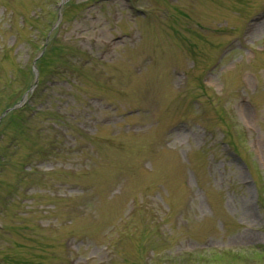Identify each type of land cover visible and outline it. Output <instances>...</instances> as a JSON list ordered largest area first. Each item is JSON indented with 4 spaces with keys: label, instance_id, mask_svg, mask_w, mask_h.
<instances>
[{
    "label": "rangeland",
    "instance_id": "rangeland-1",
    "mask_svg": "<svg viewBox=\"0 0 264 264\" xmlns=\"http://www.w3.org/2000/svg\"><path fill=\"white\" fill-rule=\"evenodd\" d=\"M65 1L0 0V264H264V0Z\"/></svg>",
    "mask_w": 264,
    "mask_h": 264
},
{
    "label": "trees",
    "instance_id": "trees-1",
    "mask_svg": "<svg viewBox=\"0 0 264 264\" xmlns=\"http://www.w3.org/2000/svg\"><path fill=\"white\" fill-rule=\"evenodd\" d=\"M53 29V25L49 24V26L47 27L46 31L48 32L46 34V38L48 39L49 35L54 34V32H52ZM50 36V37H51ZM50 51H54V47L51 46ZM50 53V52H49ZM46 54V53H45ZM45 57L44 54L43 56H40V58H37V60L35 61L36 64V69L39 72V77H38V83H36L35 81V76H36V72L33 71L34 77L32 79V83L26 87V89L21 91V94L18 95V97H14L12 99V101H3L2 104L0 105V116L4 113V111L13 108L14 106H17L21 103V100L23 99V97L28 94V100H32L33 97L36 96L37 94V90L42 86L43 84V64ZM10 83L12 84V80H10ZM36 86V88L33 90V92H30V90ZM6 89V87H4ZM212 102V101H211ZM216 102V101H215ZM8 103V104H7ZM214 112H215V118H214V122H216L217 124H226L228 121H226L227 118V111L226 108L223 104L222 101L216 102L214 105H212ZM29 107H28V103L26 105L23 106V108L21 109H17L14 110L13 113L9 114L6 119H4V121L2 122V124L0 125V140L1 139H8V143L10 144L11 147H14L18 144L20 140H22V138L24 137L26 139V135H28L29 133L31 134V130H29V126L30 124H32V120L33 118H30L31 116H33V112L34 111H28ZM35 116H39V114L35 115ZM11 131L12 133L10 134L9 132ZM223 141H225L224 143L227 144V146L230 148L231 151H234L235 155H237L241 160H244L245 162L247 161L244 157V159L242 158V150H240L239 145L237 144V141H235V134L234 132H224L223 133ZM24 139V140H25ZM237 139V138H236ZM238 140V139H237ZM146 234V233H145Z\"/></svg>",
    "mask_w": 264,
    "mask_h": 264
},
{
    "label": "water",
    "instance_id": "water-1",
    "mask_svg": "<svg viewBox=\"0 0 264 264\" xmlns=\"http://www.w3.org/2000/svg\"><path fill=\"white\" fill-rule=\"evenodd\" d=\"M26 97L23 99V102L26 100ZM21 106L22 105L18 106L17 108H20ZM13 109H15V108H13ZM13 109L4 112V115L0 118V122L4 119L5 116H7V114L11 113L13 111Z\"/></svg>",
    "mask_w": 264,
    "mask_h": 264
}]
</instances>
